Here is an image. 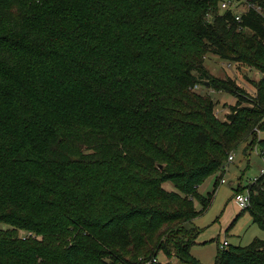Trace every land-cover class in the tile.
<instances>
[{
	"label": "trees",
	"instance_id": "16d2710c",
	"mask_svg": "<svg viewBox=\"0 0 264 264\" xmlns=\"http://www.w3.org/2000/svg\"><path fill=\"white\" fill-rule=\"evenodd\" d=\"M219 2L0 0V264H201L190 224L227 157L264 153V0ZM206 54L258 70L255 95ZM196 84L235 98L223 121ZM246 189L264 230V174ZM213 264H264V241Z\"/></svg>",
	"mask_w": 264,
	"mask_h": 264
},
{
	"label": "rangeland",
	"instance_id": "374dc122",
	"mask_svg": "<svg viewBox=\"0 0 264 264\" xmlns=\"http://www.w3.org/2000/svg\"><path fill=\"white\" fill-rule=\"evenodd\" d=\"M238 2V10L244 8L247 0H220L218 11L224 9L221 4L224 2ZM204 68L215 79H231L249 95H255L253 83H257L262 74L254 69L247 67L243 63L221 60L212 54L204 56ZM209 86V82L206 84ZM193 91L197 94L208 97L215 104L214 115L223 121L229 114L230 106L235 105L236 100L228 93L214 91L202 84H196ZM258 134V133H257ZM264 138V133L260 134ZM244 145L233 154V161L225 165V170L215 186L216 191L210 207L204 214L191 222V226L199 230L195 245L191 249V254L201 264H213L214 256L220 244L227 241L229 246H247L254 239L264 241V230L252 223L248 212H244L234 201L235 190L241 186L244 193H247V186L261 175L264 169V153L258 147H254L246 153ZM215 177H209L198 188V192L206 197L213 191ZM163 188L169 192H175L171 183L163 184ZM196 210L201 206L195 202ZM25 233H20V237H25ZM160 264H175L177 261L172 258L168 260L162 253L157 255ZM147 263V262H146ZM145 263V264H146Z\"/></svg>",
	"mask_w": 264,
	"mask_h": 264
},
{
	"label": "built area",
	"instance_id": "2783aa9c",
	"mask_svg": "<svg viewBox=\"0 0 264 264\" xmlns=\"http://www.w3.org/2000/svg\"><path fill=\"white\" fill-rule=\"evenodd\" d=\"M247 2V1H246ZM238 7H239V3L238 2H224L221 4V8L226 10V9H231L235 15V21H240L241 19V16L243 14V12L251 7H247V5L244 6V8L238 10ZM253 8L257 13H259L262 18H264V11L261 10L259 7H251ZM233 161V154L230 153L229 156L227 157V163L228 162H232ZM225 170V168H224ZM261 174H264V169L261 170ZM221 183H224V179H220ZM234 201L235 203L238 205L239 208H241L242 210H245L247 209L249 206H250V197H249V194L248 193H238V194H235L234 195ZM229 245L227 243V241H223L221 244H220V249H225L227 248ZM146 264H158V261L157 259L155 258H152L150 261H148Z\"/></svg>",
	"mask_w": 264,
	"mask_h": 264
},
{
	"label": "crops",
	"instance_id": "0c3cea01",
	"mask_svg": "<svg viewBox=\"0 0 264 264\" xmlns=\"http://www.w3.org/2000/svg\"><path fill=\"white\" fill-rule=\"evenodd\" d=\"M214 183H215V180H214ZM214 183H213V189H214ZM215 191H216V189H215ZM250 216V215H249ZM251 218V217H250ZM252 220V219H251ZM215 255H216V253H215ZM214 258H215V256H214ZM199 261V260H198Z\"/></svg>",
	"mask_w": 264,
	"mask_h": 264
},
{
	"label": "water",
	"instance_id": "95a60500",
	"mask_svg": "<svg viewBox=\"0 0 264 264\" xmlns=\"http://www.w3.org/2000/svg\"><path fill=\"white\" fill-rule=\"evenodd\" d=\"M159 168H161V166H159Z\"/></svg>",
	"mask_w": 264,
	"mask_h": 264
}]
</instances>
